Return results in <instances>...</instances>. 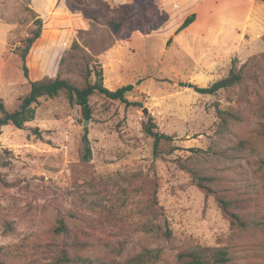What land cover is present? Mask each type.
<instances>
[{
  "label": "rangeland",
  "instance_id": "rangeland-1",
  "mask_svg": "<svg viewBox=\"0 0 264 264\" xmlns=\"http://www.w3.org/2000/svg\"><path fill=\"white\" fill-rule=\"evenodd\" d=\"M196 1L53 0L39 11L34 0H0V100L8 110L31 90L20 53L39 24L42 45L28 59L33 70L83 86L102 68L106 87L133 84L127 97L139 104L96 92L86 125L63 90L40 98L24 129L3 127L0 237L18 241L0 245L8 264H62L53 245L62 217L85 257L125 262L151 250L159 257L144 264H182L179 253L200 245L227 247L234 264H264V21L242 28L226 3L219 14L233 22L226 20L223 33L193 25L150 34L171 12L188 15ZM261 1L254 5L264 16ZM83 7L101 11L97 24L75 25L71 17ZM233 64L244 71L242 84L216 94L196 89L227 76ZM220 110L234 115L224 119ZM149 117L174 137V149L159 158L143 130ZM193 172L213 178L210 186L234 202L241 221L224 214Z\"/></svg>",
  "mask_w": 264,
  "mask_h": 264
},
{
  "label": "trees",
  "instance_id": "trees-1",
  "mask_svg": "<svg viewBox=\"0 0 264 264\" xmlns=\"http://www.w3.org/2000/svg\"><path fill=\"white\" fill-rule=\"evenodd\" d=\"M115 1V0H111ZM264 2V0H262ZM202 0H197L194 5L189 9L188 15L182 14V10L169 13V16L164 18L160 23L151 28L150 34L153 35H167L172 32L178 34L182 30L186 29L196 20V13L193 11V7L201 3ZM170 9L172 4H169ZM172 11V10H171ZM181 13V14H180ZM101 16V11L97 8L83 7L76 10L71 17L77 27H83L86 24H97ZM37 23H42L41 20H36ZM116 29H119L120 24L112 23ZM42 24H39L37 28L32 32L26 40V45L22 49L20 56L23 61L22 70L25 77L31 84L30 92L20 99L19 107L15 110H8L3 100H0V134L3 132V127L6 125H14L18 129H24L30 121L35 118L34 104L42 97L53 98L65 90L68 93L71 102H75L81 107V113L83 118L91 120L93 117V109L90 103V97L98 92L111 100H120L127 105L138 102H131L127 93L134 89L133 84L124 85L116 90H111L104 85V75L102 68L96 73L97 80L92 82L88 80L85 85L80 86L69 79L61 76L48 77L41 74L39 69L33 70L29 64V56L34 55L42 45ZM138 37V36H134ZM171 39L168 41L170 45ZM92 71H89V76ZM244 71L242 68H238L236 64H233L229 74L223 78L218 79L213 84L207 87L196 86V89L201 93L216 94L221 90L235 87L244 82ZM221 114L226 119V114L234 115L232 113L220 110ZM143 130L146 135L153 138V155L155 158L162 157L166 153H171L174 149L170 146V142L174 140L172 135L161 132L158 129L156 122L152 117L144 122ZM33 131L41 136L42 131L39 127H34ZM85 154L84 159L89 160L92 155V148L90 146L89 138L85 137ZM170 150H168L167 148ZM262 167L264 169V160H262ZM194 182L199 188H201L206 195L216 194L217 201L222 208L224 214L233 223L241 221L239 214L233 210L234 202L227 199L226 195L220 194L217 190H214L210 186V182L213 178L210 176H202L198 172H193ZM154 214L157 213V198L151 200ZM150 208V206H149ZM56 233L60 240L54 245L56 252V259L62 264L75 263V264H144L150 262L159 257L157 251L146 250L142 253H138L125 262L117 260H105L101 258H91L82 256L77 252L78 247L81 245L76 240L69 228V225L65 218H60L58 226L56 227ZM1 251V248H0ZM179 259L182 264H234L231 262L230 252L225 246H195L185 249L179 253ZM0 264H8L0 255Z\"/></svg>",
  "mask_w": 264,
  "mask_h": 264
},
{
  "label": "crops",
  "instance_id": "crops-1",
  "mask_svg": "<svg viewBox=\"0 0 264 264\" xmlns=\"http://www.w3.org/2000/svg\"><path fill=\"white\" fill-rule=\"evenodd\" d=\"M34 1L39 11H45L47 6H49V4L53 0H40L42 2H39L38 0ZM261 2L262 4L264 3L263 1ZM226 3L230 4V7H232L233 11L230 15L233 17V19L241 17L243 18V21L241 23L242 28L250 27L251 30H255V28L259 26V22H261V20L264 21V16L256 8L261 4L258 3L254 5V0H234L233 2L220 0H203L197 9L196 20L183 31L189 30V28L194 25L192 28L193 31H196L197 27L200 26L201 30H207V28H210L209 30L216 33L225 32L227 30V26H225V22H227L226 20L231 23L233 22V20L227 18L226 15L219 14L223 11L222 9L225 8L224 6L226 5ZM255 33H257V30Z\"/></svg>",
  "mask_w": 264,
  "mask_h": 264
},
{
  "label": "clouds",
  "instance_id": "clouds-1",
  "mask_svg": "<svg viewBox=\"0 0 264 264\" xmlns=\"http://www.w3.org/2000/svg\"><path fill=\"white\" fill-rule=\"evenodd\" d=\"M18 231H23V229H18ZM17 242V239L12 234L0 237V245H11Z\"/></svg>",
  "mask_w": 264,
  "mask_h": 264
},
{
  "label": "water",
  "instance_id": "water-1",
  "mask_svg": "<svg viewBox=\"0 0 264 264\" xmlns=\"http://www.w3.org/2000/svg\"><path fill=\"white\" fill-rule=\"evenodd\" d=\"M89 119L86 120V125L89 123ZM88 128L86 127V132H87Z\"/></svg>",
  "mask_w": 264,
  "mask_h": 264
}]
</instances>
